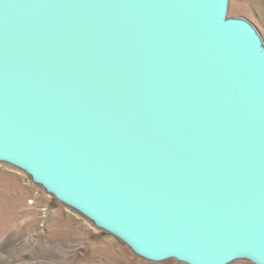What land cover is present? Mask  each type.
Segmentation results:
<instances>
[{
    "label": "water",
    "instance_id": "1",
    "mask_svg": "<svg viewBox=\"0 0 264 264\" xmlns=\"http://www.w3.org/2000/svg\"><path fill=\"white\" fill-rule=\"evenodd\" d=\"M228 0H0V162L151 261L264 264V47Z\"/></svg>",
    "mask_w": 264,
    "mask_h": 264
},
{
    "label": "rangeland",
    "instance_id": "2",
    "mask_svg": "<svg viewBox=\"0 0 264 264\" xmlns=\"http://www.w3.org/2000/svg\"><path fill=\"white\" fill-rule=\"evenodd\" d=\"M227 17H242L264 47V0H228ZM0 264H186L151 261L92 224L28 175L0 162ZM228 264H253L236 259Z\"/></svg>",
    "mask_w": 264,
    "mask_h": 264
},
{
    "label": "bare ground",
    "instance_id": "3",
    "mask_svg": "<svg viewBox=\"0 0 264 264\" xmlns=\"http://www.w3.org/2000/svg\"><path fill=\"white\" fill-rule=\"evenodd\" d=\"M230 263V262H229Z\"/></svg>",
    "mask_w": 264,
    "mask_h": 264
}]
</instances>
